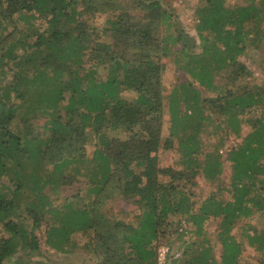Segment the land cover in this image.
<instances>
[{"label":"trees","instance_id":"16d2710c","mask_svg":"<svg viewBox=\"0 0 264 264\" xmlns=\"http://www.w3.org/2000/svg\"><path fill=\"white\" fill-rule=\"evenodd\" d=\"M200 1L196 43L167 0H0V264H44L33 260L42 227L59 254L84 237L92 264H158L172 235L184 249L164 264H241L232 231L264 215V87L239 58L264 42V0ZM171 56L187 78L166 93ZM207 128L218 139L200 161ZM161 149L176 166L161 164ZM199 175L214 186L202 196ZM76 183L84 192L66 194ZM119 202L136 208L133 222L105 211ZM245 224L247 246L264 255V226Z\"/></svg>","mask_w":264,"mask_h":264},{"label":"rangeland","instance_id":"374dc122","mask_svg":"<svg viewBox=\"0 0 264 264\" xmlns=\"http://www.w3.org/2000/svg\"><path fill=\"white\" fill-rule=\"evenodd\" d=\"M171 8L173 9V14L175 15V22L178 23L177 27L184 32V34L188 37V39H195L196 43V33H195V25L197 23V18L195 15V11L198 7H200L201 1L200 0H167ZM227 2H231V0H227ZM137 12L138 9H137ZM103 17H99L96 21V25L101 26L103 23ZM180 48V47H179ZM194 53H197L199 49L196 47L192 49ZM174 57L171 56L169 58H163L161 63L163 64V87L165 89L166 93H169L174 86H176L179 82L183 81L185 78H187V75L183 74L182 72L178 71L177 65L174 64ZM183 58L180 57L181 64L183 66H187L188 68H194L196 63L194 61H182ZM240 62H242L248 70L252 72V76L249 78L248 83L249 84H259L264 87V42L261 43L260 47L258 49L251 48L246 52V54L239 58ZM184 62V63H183ZM217 82L219 85H225L227 82L226 77L223 75H220L217 78ZM130 94V93H129ZM127 99L131 100L130 95L126 93ZM17 102V101H15ZM21 114V113H20ZM164 118H165V130H164V136H168V113L166 109L164 110ZM32 122L35 125H41V123L45 120V117H31ZM201 138L203 140V145L201 147V156L199 158L200 161H203L204 155L207 153H214L213 144L216 143L218 137L214 136L212 134V130L207 128L205 132H202ZM238 139H235L234 136H231L228 139V145H232L233 143L238 142ZM92 146L87 148V155H91ZM223 159L226 157L225 150L222 151ZM158 158L164 166H176L177 162V153L171 150H159L158 152ZM23 171L24 175H28L30 173L29 167L23 162ZM224 176H228L230 174V168L227 163H224ZM198 185L194 189L197 196L206 195L208 192L213 190V187L211 184H208L204 181L203 177L199 175L196 179ZM83 185H80L76 183L72 189L69 187L66 188L65 193L70 194L75 192L76 189H80V192L83 191ZM18 198L16 199V201ZM28 201V200H26ZM25 201V202H26ZM23 204V202H22ZM105 211L109 214L112 213L115 219H121L122 221H125L127 223H131L134 221V216L138 212L136 211V208L130 204H126L123 202H119L117 205H113L112 207L110 205H106L104 207ZM22 216V212L19 213ZM16 214L13 218L17 219ZM110 215V214H109ZM111 219H113L111 217ZM219 220L210 221L207 226V236L209 239L214 240L216 231H217V225ZM245 225H250L255 230H259L264 226V215L262 216H254L249 221H243L240 222L232 231V235L236 237L237 240L244 243V250L241 255V264H263L264 261V255L254 251L252 248H249L246 244V241L242 237V229ZM43 227L41 229L40 233H37L38 236V243L40 247V253L39 255H35L33 260L34 261H40L44 264H92L93 259L90 255H88L86 252L82 250V243L85 241L84 237H79L78 245L74 249V251L71 254H59L56 253L53 250H49L46 248L44 244V238H43ZM182 233L178 229V233ZM185 234V233H184ZM2 236H8L7 234L3 233L2 228L0 226V237ZM186 238V237H185ZM167 247L170 249V254H173V252L180 253L177 249H184L179 240L177 239L176 235H172L168 238H165L160 244V247ZM217 252L219 251V245L217 244ZM174 253V255L176 254ZM16 258H10L7 259L4 264H15ZM18 264V263H16Z\"/></svg>","mask_w":264,"mask_h":264},{"label":"built area","instance_id":"2783aa9c","mask_svg":"<svg viewBox=\"0 0 264 264\" xmlns=\"http://www.w3.org/2000/svg\"><path fill=\"white\" fill-rule=\"evenodd\" d=\"M186 230H187V226H186L185 222L182 221L180 224L179 231L186 233ZM168 251H169V249L167 247H161L160 249H158V258H157L158 264H164L165 263V257H166V254L168 253ZM178 256H179V254L176 253L173 257L177 258ZM263 264H264V261H263Z\"/></svg>","mask_w":264,"mask_h":264}]
</instances>
